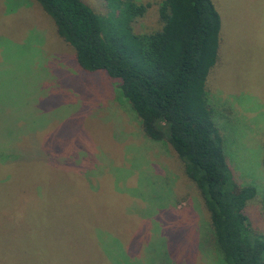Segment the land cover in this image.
<instances>
[{"label": "rangeland", "instance_id": "1", "mask_svg": "<svg viewBox=\"0 0 264 264\" xmlns=\"http://www.w3.org/2000/svg\"><path fill=\"white\" fill-rule=\"evenodd\" d=\"M133 1L150 4L134 31L159 29V0ZM211 1L214 121L234 183L256 190L244 212L264 239V0ZM117 83L78 65L35 0H0V145L31 156L0 185V264H103L94 241L117 264L127 248L129 264H226L184 163L144 134Z\"/></svg>", "mask_w": 264, "mask_h": 264}, {"label": "trees", "instance_id": "2", "mask_svg": "<svg viewBox=\"0 0 264 264\" xmlns=\"http://www.w3.org/2000/svg\"><path fill=\"white\" fill-rule=\"evenodd\" d=\"M35 1L51 17L59 37L75 50L78 65L116 80L144 134L169 144L184 163L187 178L204 199L226 264H264V239L254 235L244 212L256 190L238 187L232 179L207 88L220 57L221 18L213 2L159 0L160 28L137 33L134 23L150 4L104 0L109 13L101 16L87 0ZM2 145L0 185L12 180L20 159L27 162L23 160L31 157L27 152L19 155L14 142ZM39 197L34 191V198ZM94 243L103 264H117L110 252H105L108 259ZM126 254L129 264L128 248Z\"/></svg>", "mask_w": 264, "mask_h": 264}]
</instances>
